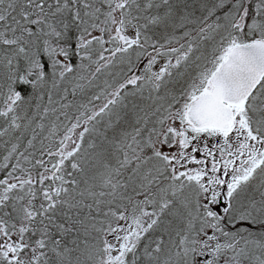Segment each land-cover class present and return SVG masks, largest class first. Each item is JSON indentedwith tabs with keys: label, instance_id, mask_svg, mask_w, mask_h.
<instances>
[{
	"label": "snow or ice",
	"instance_id": "obj_1",
	"mask_svg": "<svg viewBox=\"0 0 264 264\" xmlns=\"http://www.w3.org/2000/svg\"><path fill=\"white\" fill-rule=\"evenodd\" d=\"M0 264H264V0H0Z\"/></svg>",
	"mask_w": 264,
	"mask_h": 264
}]
</instances>
